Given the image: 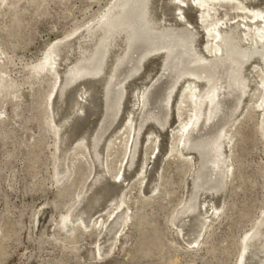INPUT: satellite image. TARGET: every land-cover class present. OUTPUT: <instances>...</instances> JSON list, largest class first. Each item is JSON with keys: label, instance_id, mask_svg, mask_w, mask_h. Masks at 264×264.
Wrapping results in <instances>:
<instances>
[{"label": "rangeland", "instance_id": "1", "mask_svg": "<svg viewBox=\"0 0 264 264\" xmlns=\"http://www.w3.org/2000/svg\"><path fill=\"white\" fill-rule=\"evenodd\" d=\"M116 1L0 2V264H241L244 243L258 227L260 235L248 264H264V107L259 108L258 94L253 96L259 78L252 74L254 65L263 67L262 60L255 56V64L246 70L249 94L219 132L227 157L220 182L211 186L208 180L197 179L203 156L189 154L183 146L178 128L191 123L195 113V101L188 93L179 99L185 79L171 105L167 129L148 123L137 135L138 152L126 170L134 130L144 116L138 110L144 90L149 94L159 87L150 94L148 109L161 112L168 87L164 80L158 83L164 60L149 59L128 85L125 110L100 146L90 148L107 111L102 92L123 57L119 46L96 55L104 30L95 24ZM243 1L251 8H264V0ZM151 3L147 31L176 30L164 21L174 15L178 0ZM191 7L194 10L187 15L193 21L197 13ZM226 9L219 18L226 20L225 11L231 20L238 17ZM126 25L123 33L114 34L116 43L120 39L124 44L131 34ZM50 48L60 56L67 86L75 85L55 120L60 137L51 124L57 80L49 73V63L42 67ZM87 67L99 69L90 72L93 78L80 75ZM208 83L195 85L203 92ZM96 92L102 93L100 99ZM182 153L193 161H185ZM100 167L106 185L87 193ZM196 182L202 183L200 188ZM123 201L124 211H119ZM196 205L206 227H196L191 219L180 225L184 216L191 215L183 209ZM216 208H220L217 216Z\"/></svg>", "mask_w": 264, "mask_h": 264}, {"label": "bare ground", "instance_id": "2", "mask_svg": "<svg viewBox=\"0 0 264 264\" xmlns=\"http://www.w3.org/2000/svg\"><path fill=\"white\" fill-rule=\"evenodd\" d=\"M4 1L5 0H0L1 3H4ZM178 3L179 6L173 10L174 15H172L169 20H162L168 27L172 23L171 25L175 26L176 30L165 32L162 30L147 31L146 22L149 21L148 13L151 11L150 8L154 6L151 0H117L107 12L104 13L100 21L95 24L97 28L100 26V28L104 30V35L100 38L98 52H95L96 55L99 53V56L103 55L109 52L108 50L110 48L114 47L117 49L116 46H119V50L123 51V57L121 56L122 58L118 64L116 63L117 66L113 71V75L111 74L112 80L108 83L106 90L102 92L103 96L107 98V100H105L107 111L104 112L102 124L100 128H98L97 133L93 134L90 148L92 147L95 149L97 146H100L106 131L118 120V116L125 110L128 96L126 90L128 89V85L143 71L149 59L160 56L164 60L161 66L164 74H161L162 76L158 83L164 80L162 84H167L168 87L165 86L167 91L164 89L166 94L161 101L163 106L160 110L163 111V114L162 111L155 112L152 107L153 110L151 108L148 109L151 99L150 94L152 95V93H155L159 87L156 86L149 94L147 89L144 90L143 97L141 98L142 101L138 109L141 115L144 114V116L140 119V123L134 130L133 143L131 149L128 150L129 160L125 169L135 161L138 152V142L136 138L137 135L139 136L140 132L144 130V127L150 122H156L160 125L161 129L166 128L171 119L173 110L171 105L176 95H178V86H180L182 80L185 79L186 85H184L179 95L180 98H178L181 100L185 97L186 93H188L195 101V113L192 115L191 123L178 129H180L182 133L183 146L187 148L189 154L196 152L203 156L204 162L197 179H206L212 186V183L217 184V182H220V177L221 179L224 178V165L227 161V157L222 150V135H220L219 132L228 119L240 109L242 98L249 94V79L248 76H245V72L251 65L255 64L253 62L255 56H258L259 59L262 60L263 67H260L261 64L254 65L252 74L256 73V75H258L259 82L257 83L258 87L255 89L256 92L253 96L258 94L259 108L264 107V8H251V6H247L243 0H193L192 5L185 0H178ZM191 6L196 8L195 10L197 13L193 21L190 20L187 15L189 9L194 10ZM225 8H230V10L236 12L238 17L231 20L228 14L229 12L227 13V11H225L226 20L219 18L220 11ZM126 24L129 26L127 28L132 30L130 31L131 34L124 44L119 42L120 39H118V43H116V37L113 38L114 34L119 33V31L122 32ZM200 38L202 40L198 41ZM59 61L60 56L57 53L54 55L53 49L50 48L42 64V67L45 69L46 65L49 63V73H53L57 80L54 96L51 95L53 96L52 108L54 106L56 107L51 122L53 125L56 123L55 120L57 117H59L64 110L67 94L75 86H67L65 72H62L63 70L61 71ZM102 68L104 69V66ZM102 68H100L101 71L103 70ZM95 70L99 69L87 67L80 72V75L85 73L89 74V76L87 75L88 77H82V80H84L83 78L85 77V79L93 78L94 76L90 77V72L92 75V72ZM71 72L73 73L72 70ZM98 73L100 72L98 71ZM76 74L73 76L76 77ZM250 74L251 73H249V75ZM98 76L99 74L97 77ZM200 81H209L208 86L203 92L198 91L199 88L195 85V83ZM102 93L96 92L94 96H96V99H100ZM155 96L156 95H154V97ZM76 99L74 101L77 102L78 100ZM159 99L160 97L158 100ZM85 103L86 101H84V104ZM153 103L154 102H152L151 105ZM144 110H146L145 113ZM262 113H264V111ZM53 127L57 136L60 137L61 133L59 131V126L55 124ZM131 127L133 128V126ZM261 130H263L264 135V117ZM129 138L130 142L131 137ZM233 139L234 135L232 134L229 137V141L232 142ZM113 144H115V142L111 145ZM178 154L179 153H177V156ZM189 154L182 153L180 156L185 159V161H193L194 158L190 159ZM100 156H98V160ZM191 161H189V163H191ZM126 170L124 171V175ZM99 185H106V178L101 167L96 169L94 182L89 186L90 189L87 193ZM201 185L196 182L197 187L200 188ZM193 202H191V204ZM124 203L123 201L122 205L118 208L119 211H124V209H122ZM183 210L190 211L191 215L184 216L180 220V225L184 223L185 219H191L196 227H206L207 223L203 221L201 207H197V205L196 207L189 206ZM219 213L220 208H216L215 216ZM65 218H67V216L63 217V219ZM126 219L127 221L130 220V216H127ZM104 223H102L101 226L104 227ZM180 225L178 226L180 227ZM259 228L260 227H258L253 235L249 236L245 241L243 255L241 256V264H248V262L252 261L251 258L253 254L251 250L256 247L255 244L261 230ZM193 232L195 231L193 230Z\"/></svg>", "mask_w": 264, "mask_h": 264}]
</instances>
